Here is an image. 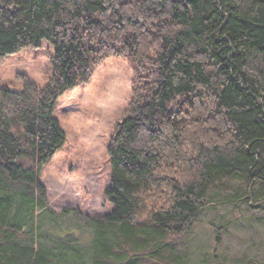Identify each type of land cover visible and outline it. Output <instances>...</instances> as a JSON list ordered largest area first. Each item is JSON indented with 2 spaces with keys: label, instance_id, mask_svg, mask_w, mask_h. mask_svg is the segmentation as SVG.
I'll list each match as a JSON object with an SVG mask.
<instances>
[{
  "label": "trees",
  "instance_id": "obj_1",
  "mask_svg": "<svg viewBox=\"0 0 264 264\" xmlns=\"http://www.w3.org/2000/svg\"><path fill=\"white\" fill-rule=\"evenodd\" d=\"M44 39L46 85L0 82V264H192L212 194L237 183L263 206L264 0H0L1 60ZM110 56L134 67L112 209L57 210L42 181L67 140L57 100Z\"/></svg>",
  "mask_w": 264,
  "mask_h": 264
},
{
  "label": "rangeland",
  "instance_id": "obj_2",
  "mask_svg": "<svg viewBox=\"0 0 264 264\" xmlns=\"http://www.w3.org/2000/svg\"><path fill=\"white\" fill-rule=\"evenodd\" d=\"M54 55L55 46L47 39L39 47L6 55L0 59L1 84L20 90L26 76L46 85L54 72ZM133 78L129 59L110 56L87 84L58 98L55 116L67 140L42 171L53 208L78 207L88 214L111 211L106 195L112 176L108 145L131 98ZM244 190L233 183L228 191L212 194V205L187 238L192 264H264V204L252 205L256 202L243 198Z\"/></svg>",
  "mask_w": 264,
  "mask_h": 264
}]
</instances>
